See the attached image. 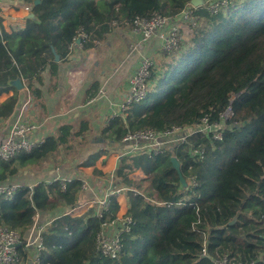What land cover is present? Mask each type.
Returning <instances> with one entry per match:
<instances>
[{
    "label": "trees",
    "instance_id": "trees-1",
    "mask_svg": "<svg viewBox=\"0 0 264 264\" xmlns=\"http://www.w3.org/2000/svg\"><path fill=\"white\" fill-rule=\"evenodd\" d=\"M34 1L22 0L36 21L24 18L23 27L8 32L0 17V96L12 92L0 103V125L20 109L25 96L26 91L11 84L16 79L28 82L29 97L41 105L43 74L57 75L77 31L94 35L81 43L85 53L95 47L94 38L103 39L113 21L131 22L154 13L173 17L191 0H38L37 5ZM194 14L198 21L188 41L155 57L145 99L131 104L124 119L109 120L102 137L117 144L120 152L125 146L120 140L128 132L190 127L206 115L221 123V141L194 134L185 144L158 155L131 153L119 160L110 181L93 171L102 185L127 189L130 231L121 235L122 249L115 259L102 257L95 246L101 223L119 210L115 199L102 218L93 216L94 209L82 216L66 215L89 200L78 176L65 191L57 181L32 188L30 183L11 199H0V227L14 229L21 237L39 213L46 228L38 264H213L217 255L264 264V0H228L215 14L203 4ZM99 88L93 82L84 101L95 97ZM230 105L232 116L221 120ZM86 128L85 122L78 127L63 123L32 151L0 159V183H15L28 174L26 181L39 173L34 166L49 160L93 166L105 152L94 148L86 155L75 148L87 146ZM198 145L205 148L201 160L190 156ZM171 157L180 164L185 186ZM136 172L143 178L132 177ZM191 176L196 177L195 187L190 185ZM204 248L206 257H201ZM18 252L22 260L31 253L23 248Z\"/></svg>",
    "mask_w": 264,
    "mask_h": 264
},
{
    "label": "built area",
    "instance_id": "built-area-1",
    "mask_svg": "<svg viewBox=\"0 0 264 264\" xmlns=\"http://www.w3.org/2000/svg\"><path fill=\"white\" fill-rule=\"evenodd\" d=\"M207 9L211 14H215L221 7H225L228 4V0H210L205 2ZM190 3L177 13L173 17H165L160 14L154 13L149 17H135L131 22L115 20L112 22V27L127 26L129 27V34L132 36V42L128 45V51L137 55L136 68L131 73L128 81L129 88L128 93L124 99L123 105H121L117 111L112 112V118L126 117V110L131 104L142 102L146 95L149 85V77L151 70L155 65V60L150 55L143 52L144 47L153 40H159V47L157 52L168 54L170 51L175 50L186 37H189L193 28L196 26L198 19L194 14V9ZM26 12H30L29 7L24 8ZM91 33L79 30L72 38L69 45V51L73 49H81V43L88 40ZM79 41V43L77 42ZM93 43L95 46H101V41L94 38ZM103 93L100 92V95ZM91 102V101H88ZM30 106V98L25 99L21 103L19 112L16 119L10 124L9 133L5 140L0 144V159L6 161L18 153L30 152L34 148L38 147L40 142L34 141L30 138L34 132H36L42 124H37L31 121L25 120L24 115L28 111ZM232 116L231 105L220 114L221 120H229ZM223 125V124H222ZM221 123L211 122L208 116H203L199 121L190 127L172 126L168 130L163 132H154L153 130H138L134 132H128L121 140L125 146L130 147L129 151L125 152V156H128L134 152H145L153 155H158L165 149L171 147L180 146L187 142L188 138L194 134H201L206 137L211 136V140L221 141ZM204 145H198L194 148L190 156L196 160H201L204 156ZM128 164V163H126ZM134 175V174H133ZM133 177V176H132ZM73 177L60 178L55 176L48 180L46 184H51L57 181L60 185L61 191H65L68 183L72 181ZM82 190L87 189L86 183L82 180ZM190 185L196 186V177L191 176L189 178ZM37 185V184H36ZM32 185L29 188H32ZM25 186L11 183H0V199H11L18 190L24 189ZM126 188H116L109 183L108 189L105 191L101 198L89 201V203L82 204L77 208L71 209L66 215L76 216L77 211L80 209H94L93 216L95 218H102L104 214H108L111 208V200L115 199L118 204V198L125 196ZM120 205V204H119ZM120 208V207H119ZM118 212L114 218L110 221L101 223L100 231L95 237V246L98 253L107 259H115L121 252V235L130 231L131 219L129 217L118 216ZM40 215L38 212L32 218V223L28 233L25 237H21L20 233L14 229L0 227V264H38L39 257L43 252V232L45 230V224L40 221ZM30 250V255L26 256L22 260L18 249ZM201 257H206V249L204 248L201 253ZM213 264H243L241 262L231 261L227 255H217L211 259Z\"/></svg>",
    "mask_w": 264,
    "mask_h": 264
},
{
    "label": "crops",
    "instance_id": "crops-1",
    "mask_svg": "<svg viewBox=\"0 0 264 264\" xmlns=\"http://www.w3.org/2000/svg\"><path fill=\"white\" fill-rule=\"evenodd\" d=\"M25 7L22 0H0V17L6 31L10 32L11 29L24 26L23 21L28 14ZM132 39L129 27L116 26L103 35L101 46H95L85 53L78 49L71 50L68 60L58 67L55 77H50L47 71L43 74V84L40 87L41 98L38 100L41 105L39 106L31 100L27 93L28 82L21 81L22 91H26L25 96L22 95V103L30 98L29 109L24 115L25 120L42 124L36 132L30 135L31 139L41 143L47 136L55 135L58 127L63 123L69 122L78 127L81 122H85L87 128L83 131V136L88 139L89 144L97 145L96 149L104 151L105 154L88 168L79 167L76 164H70L68 168L56 166L47 170L42 176L40 173H34L26 181L23 180L28 174H23L22 179L17 177L19 181L15 183L23 186L30 183L36 185L39 182L46 183L55 176L60 178L78 176L86 183L87 189L83 192L89 197L88 201L79 206L103 196L109 185L107 187L102 185V180L94 175L93 171L98 170L109 178L118 168L119 160L130 148L124 146V150L119 152L117 151L118 145L103 139L102 135L112 118V112L117 111L123 105L129 88L128 79L136 68L137 55L128 51V45L133 41ZM159 43L157 39L151 40L143 50L146 56L153 57L154 55V59L157 58L160 54L157 52ZM93 82L100 84L99 91L95 97L84 101L85 91ZM100 92L103 94L100 95ZM11 95L12 92L1 95L0 103ZM18 112L19 110L0 125V144L8 135L10 124L16 119ZM98 138L103 140L101 146L100 143L89 142L90 139ZM108 149L111 151L106 153ZM34 175L37 176L33 178ZM133 177L143 178L141 172H136ZM118 204H120L118 216H125L128 210L125 196L118 198ZM88 211L84 208L80 209L76 216H82Z\"/></svg>",
    "mask_w": 264,
    "mask_h": 264
},
{
    "label": "water",
    "instance_id": "water-1",
    "mask_svg": "<svg viewBox=\"0 0 264 264\" xmlns=\"http://www.w3.org/2000/svg\"><path fill=\"white\" fill-rule=\"evenodd\" d=\"M34 5H37L39 2L38 0L34 1ZM190 4L193 6V7H200L204 4V1L203 0H191L190 1ZM26 18L27 19H31L32 21H36V17H35V14L33 12H28V14L26 15ZM77 42L79 43V41L77 40ZM54 60L57 62L58 61V57L55 55V58ZM11 84L13 85V87L16 89V90H22L23 88V84L21 83V81L19 79H16L14 81L11 82ZM91 142H94V143H100V146L103 144V140L98 138V139H93ZM170 162H172V165H173V168L177 171L178 173V177H179V181L185 186L186 185V182H184V179L180 173V164L179 162H177L176 158L175 157H171L170 158Z\"/></svg>",
    "mask_w": 264,
    "mask_h": 264
},
{
    "label": "rangeland",
    "instance_id": "rangeland-1",
    "mask_svg": "<svg viewBox=\"0 0 264 264\" xmlns=\"http://www.w3.org/2000/svg\"><path fill=\"white\" fill-rule=\"evenodd\" d=\"M188 38L189 37H186L185 38L186 39L185 41H188ZM153 60H154V55H153ZM85 140H86L87 146H85L84 148H82V150H78V147L77 146L75 148H76V152H82L83 151L86 155H88V153H92V151L94 150V148H96L97 145L92 146L91 144H89L87 142L88 139L85 138ZM91 141H92V139H90L89 142H91ZM109 151H111V149L110 150L108 149V151H106V153H108ZM48 159H50V158H48ZM52 160H54V159H52ZM70 164L71 165H75V163H73V161L71 159H69V160L66 159L65 160V159L62 158L60 164L58 163V159H56V160H54L52 162L49 160L46 164H42V165H44L43 167H42V165H40V166H34L33 167V171L34 172L42 173V172H46L47 170H51V169H53L56 166H62V167L68 168V166H71ZM109 178H108L109 181L112 180L111 176H109ZM136 179H139V178L136 177Z\"/></svg>",
    "mask_w": 264,
    "mask_h": 264
}]
</instances>
